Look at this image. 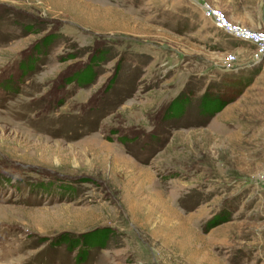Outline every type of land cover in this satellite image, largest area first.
Here are the masks:
<instances>
[{
    "label": "rangeland",
    "instance_id": "1",
    "mask_svg": "<svg viewBox=\"0 0 264 264\" xmlns=\"http://www.w3.org/2000/svg\"><path fill=\"white\" fill-rule=\"evenodd\" d=\"M204 1L0 0V264H264V57Z\"/></svg>",
    "mask_w": 264,
    "mask_h": 264
},
{
    "label": "built area",
    "instance_id": "2",
    "mask_svg": "<svg viewBox=\"0 0 264 264\" xmlns=\"http://www.w3.org/2000/svg\"><path fill=\"white\" fill-rule=\"evenodd\" d=\"M204 15L219 29L253 46V57H264V26L255 28L243 23L241 20L232 18L229 13L219 5L205 0L202 3ZM234 56V54H230Z\"/></svg>",
    "mask_w": 264,
    "mask_h": 264
},
{
    "label": "trees",
    "instance_id": "3",
    "mask_svg": "<svg viewBox=\"0 0 264 264\" xmlns=\"http://www.w3.org/2000/svg\"><path fill=\"white\" fill-rule=\"evenodd\" d=\"M94 59L97 63H100V62L104 61L106 59V57L104 55L98 57V55L96 54V55H94ZM82 71L79 70L75 73V75L67 78V82L76 81L80 85H84V84L92 82L93 76L87 77L85 75V70H82ZM191 93H192V87L186 85L184 87V90L182 91L181 96L179 98L175 99L174 102H172L171 105L168 107L169 108L168 114L170 113V114L176 115V113H178V110L182 107L181 104H183V106H184V105H186L187 102L190 101ZM225 103L226 102L223 100H220V101L217 100L215 103L211 104V103H207V100H204L201 102V108H203V110L208 108L205 111H207L210 115H213L214 113L220 111L224 107ZM182 110L184 111V108ZM120 141L124 142L125 139L120 138ZM93 240H95V238H93Z\"/></svg>",
    "mask_w": 264,
    "mask_h": 264
}]
</instances>
